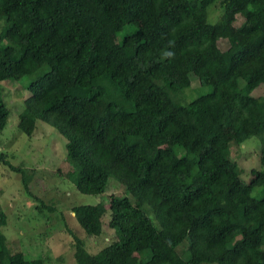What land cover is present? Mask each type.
I'll use <instances>...</instances> for the list:
<instances>
[{
  "label": "trees",
  "instance_id": "obj_1",
  "mask_svg": "<svg viewBox=\"0 0 264 264\" xmlns=\"http://www.w3.org/2000/svg\"><path fill=\"white\" fill-rule=\"evenodd\" d=\"M2 23L0 88L41 71L19 130L32 138L41 121L66 139L80 193L123 188L84 206L102 249L67 230L76 264H264V0H0ZM223 39L234 51L220 66ZM193 75L211 90L185 104ZM9 116L0 94V132ZM254 137L247 182L231 148ZM0 161L30 193L36 169ZM7 223L0 207V264H45L8 243Z\"/></svg>",
  "mask_w": 264,
  "mask_h": 264
},
{
  "label": "rangeland",
  "instance_id": "obj_2",
  "mask_svg": "<svg viewBox=\"0 0 264 264\" xmlns=\"http://www.w3.org/2000/svg\"><path fill=\"white\" fill-rule=\"evenodd\" d=\"M215 9L214 6L209 9L208 20L211 24L217 23L222 15L221 10L219 12ZM3 24L0 25V32ZM129 32L130 28H126L118 35L117 40L121 42L123 36ZM217 48L222 52L218 63L223 66L234 48L225 39L217 43ZM40 75L41 71L36 70L19 81H4L0 88L1 97L10 110L8 125L0 132V153L7 155L15 166L36 169L28 193L24 189L21 175L0 161V207L8 214V223L3 228V233L8 243L15 250L23 252L29 260L41 258L45 260V264H76L72 237L67 230L86 239L91 252H98L108 241L105 242L104 238L88 237L80 226L84 206L109 202L112 195L121 196L123 188L116 185L101 197L80 193L67 177L72 166L67 160L66 139L53 127L41 121L38 122L32 138L19 130V117L25 109V100L29 95L28 86ZM191 80L192 88L196 92L186 91L189 94L187 100L182 101L185 104L211 90H198L199 80L194 75ZM263 94L264 86H261L253 95L258 97ZM228 134L229 137H234L231 130ZM261 147L260 140L256 137L245 143L234 142L232 145L230 158L238 163L240 174L247 182L251 178V170L261 167ZM254 196H262V188H257ZM41 202L54 207L55 211L45 209L41 213ZM106 231L110 236L113 234L107 227Z\"/></svg>",
  "mask_w": 264,
  "mask_h": 264
}]
</instances>
